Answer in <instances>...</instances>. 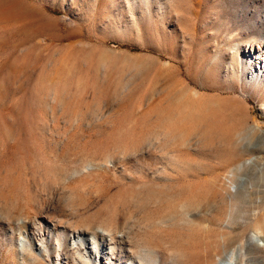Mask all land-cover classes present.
Returning <instances> with one entry per match:
<instances>
[{"label":"rangeland","instance_id":"obj_1","mask_svg":"<svg viewBox=\"0 0 264 264\" xmlns=\"http://www.w3.org/2000/svg\"><path fill=\"white\" fill-rule=\"evenodd\" d=\"M248 40L256 69L264 0H0V264H264ZM94 227L127 232L126 256L73 245Z\"/></svg>","mask_w":264,"mask_h":264},{"label":"bare ground","instance_id":"obj_2","mask_svg":"<svg viewBox=\"0 0 264 264\" xmlns=\"http://www.w3.org/2000/svg\"><path fill=\"white\" fill-rule=\"evenodd\" d=\"M257 55H258V53L256 52V46H254V42L248 40L246 43H243V44L237 43L234 46V51H233V63H232L233 75L242 74L243 77H245L247 83H250V84H254V83L258 84L260 82H264V63L261 64L260 66L258 65L259 68H256V69H254V68L251 69V66H250L249 59H253ZM243 71H248V75L244 76ZM260 74H262V76H263V79L261 81L259 80ZM191 218H192V216H191ZM185 219H187V218H185ZM190 221H191V219H190ZM260 229H261V227H260ZM85 231L87 232V236L84 234L85 233L84 230H81V231L77 230V232H75V234H71L70 235L71 236L70 238H72V240H73V245L76 244L79 241H83L84 239H87L88 241L92 240V242L94 244H96V242H99L100 244L108 243L106 241L109 240L110 244L114 243V248H111V250L113 251V253H112L113 256L111 258H114L115 250L116 249H120V248L124 249V250H122V255L126 256L124 251H125L126 247H128V246L130 247L131 242H132L130 240V238L128 237V235H127L128 233L123 231V230H114V229H110V228H107V229H105V228H98V229L95 228L94 231H93V235L92 236H88L89 235L88 228ZM98 231H101L100 238H98V236L96 235V233ZM262 231L261 232L258 231L257 233H255V235H253L254 239H259L261 241L260 243H257V246H258L259 249L264 248V234L262 233ZM115 232H117V233H115ZM118 234L120 235V240L117 241L116 237L118 236ZM64 235L66 237L68 236L67 233H65ZM60 237H62V236L60 235ZM11 239H13L12 242H15V240L17 238L14 240V237H12ZM19 242H21V246L22 247L25 246L24 243L22 244V241H20V239H19ZM253 246H255V245H253ZM73 248L76 249L75 247H73ZM136 248H137V246H136ZM139 249H141V248H139ZM146 249H143V250L135 249L136 251L134 250L132 255H130L128 257V260L130 261L129 264H158V262H159L158 256L154 257V255L156 253L153 252V251H148V249L147 250ZM253 250H254V248H253ZM253 250H252V252H253ZM242 251L243 250H241V252ZM250 251H251V248H250ZM250 251H249V253H252ZM247 253H245V254H247ZM241 254H243V253H240V255ZM234 255H236V253ZM231 257H233V256H231ZM238 257H239V255H238ZM233 258H236V257H233ZM123 259H124V257H122V256L118 257V260H123ZM238 260H239V258H238ZM240 261H241V259H240ZM89 263H90V261H87V264H89ZM84 264H86V263L84 262ZM213 264H235V260L233 259V260H229L228 261L227 259H222V260H220L219 263L216 262V263H213ZM237 264H238V262H237Z\"/></svg>","mask_w":264,"mask_h":264}]
</instances>
